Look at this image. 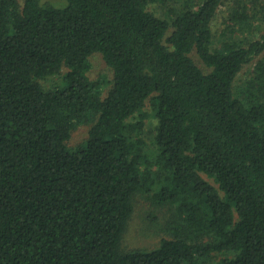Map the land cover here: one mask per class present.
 Wrapping results in <instances>:
<instances>
[{
  "label": "trees",
  "instance_id": "trees-1",
  "mask_svg": "<svg viewBox=\"0 0 264 264\" xmlns=\"http://www.w3.org/2000/svg\"><path fill=\"white\" fill-rule=\"evenodd\" d=\"M227 3L0 0V264H264V0Z\"/></svg>",
  "mask_w": 264,
  "mask_h": 264
},
{
  "label": "rangeland",
  "instance_id": "rangeland-1",
  "mask_svg": "<svg viewBox=\"0 0 264 264\" xmlns=\"http://www.w3.org/2000/svg\"><path fill=\"white\" fill-rule=\"evenodd\" d=\"M22 1V0H20ZM228 5H234V0H229ZM231 13L230 7H225L220 10L217 19L214 22V32L219 34L225 29V20ZM92 68L89 76L92 80H110L113 73L107 66L102 54L96 53L91 57ZM250 67L245 69L249 72ZM244 75V74H243ZM242 75V76H243ZM109 86H105V92ZM89 127H82L72 141L73 146H77L86 139ZM167 225V209L157 207L144 196L138 195L135 200V210L129 222L128 230L124 236L123 245L125 248L134 249H152L155 248L163 236H166L164 228Z\"/></svg>",
  "mask_w": 264,
  "mask_h": 264
}]
</instances>
